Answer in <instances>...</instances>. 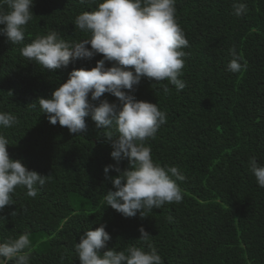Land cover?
<instances>
[{
	"label": "trees",
	"instance_id": "obj_1",
	"mask_svg": "<svg viewBox=\"0 0 264 264\" xmlns=\"http://www.w3.org/2000/svg\"><path fill=\"white\" fill-rule=\"evenodd\" d=\"M100 2L34 0L24 41L11 44L0 34V112L18 120L0 126V134L9 141L10 158L47 175L44 186H35L34 198L19 185L10 193L13 204L0 211V243L27 233L29 264H81L75 244L104 224L111 239L101 255L131 246L150 251L151 245L163 264H264V187L249 170L252 157L264 166V0H176L175 17L189 41L178 77L186 86L177 92L167 80L145 77L134 95L166 113V122L144 143L155 163L175 166L185 176L177 180L183 199L145 210L144 217H125L105 205L113 185L104 168L117 161L90 116L86 131L77 135L51 124L38 103L29 105L50 96L73 69L95 67L103 54L47 70L23 57L21 48L51 31L67 42L90 38L74 21ZM234 2L244 3L246 14L235 15ZM0 10L9 9L0 4ZM233 47L243 56L238 73L227 70ZM104 98L119 103L109 93ZM119 167L129 168V161L121 159ZM141 226L147 241L139 239Z\"/></svg>",
	"mask_w": 264,
	"mask_h": 264
},
{
	"label": "clouds",
	"instance_id": "obj_2",
	"mask_svg": "<svg viewBox=\"0 0 264 264\" xmlns=\"http://www.w3.org/2000/svg\"><path fill=\"white\" fill-rule=\"evenodd\" d=\"M175 2L102 0L95 10L79 14L74 21L75 27L91 33L90 38L67 42L56 31H51L21 48L23 57L47 70L67 68L78 59L103 54L95 67L73 69L67 81L56 87L50 96H40L29 105L36 108L38 103L51 124L59 123L72 134L86 131L85 118L89 116L98 129L104 130L113 149L111 156L117 164L104 168L113 189H109L103 199L106 206L125 217H135L138 212L144 217L145 210L160 208L165 203H179L183 199L177 180L183 181L185 176L175 166L166 168L155 163L151 148L144 143L166 122V113L157 103L138 100L134 95L135 86L145 77L156 83L167 80L175 85L177 92L186 86L178 77L187 55L183 49L189 41L177 23ZM0 4H6L9 9L7 12L0 10V25L3 26L0 34L11 44L22 43L23 26L32 19L34 0H0ZM233 10L237 16L244 15L247 6L234 2ZM230 54L233 59L227 70L238 73L242 69L239 61L243 56L235 47L230 49ZM106 61L113 62L112 66L106 67ZM243 67H247L246 61ZM162 90L168 94V84H164ZM105 93L118 98L119 103L101 99ZM16 123L15 116L0 112V126L11 127ZM8 145V139L0 134V211L13 204L10 193L16 186L26 187V195L34 198L37 195L35 186H44L47 179V175L29 170L22 160L10 158ZM121 159H127L130 167L121 169ZM111 170L118 175L109 176ZM249 170L258 185L264 187V166L258 165L255 157L249 160ZM139 230V239L147 241L149 233L143 226ZM110 239L104 224L85 231L75 244L81 264H163L151 245L150 251L131 246L120 251L110 248L101 255L100 250L107 248ZM30 245L27 233L0 243V264L8 261L29 264Z\"/></svg>",
	"mask_w": 264,
	"mask_h": 264
}]
</instances>
